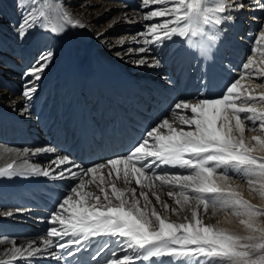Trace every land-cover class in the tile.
<instances>
[{
    "label": "snow or ice",
    "instance_id": "1",
    "mask_svg": "<svg viewBox=\"0 0 264 264\" xmlns=\"http://www.w3.org/2000/svg\"><path fill=\"white\" fill-rule=\"evenodd\" d=\"M234 5L225 6L223 0H142L139 8L142 11L150 9L143 17L144 21L159 22L145 24V32L140 34L150 37L144 41L149 47L140 46L135 52L129 48L128 53L136 57V66L158 67L159 59L154 58L150 63L147 58L152 46L160 47L165 41L179 35L189 50L203 57L220 41V27L226 20L232 19L229 13L244 7L240 0H234ZM20 7L25 11L14 24H9V29L20 40L35 29L63 37L70 28L84 27L67 11H56L54 17L53 12L45 9L40 0H31L27 5L21 3ZM259 9L264 10V0L259 3ZM262 38L264 31L259 33L257 41ZM257 47L264 48V45L254 44L253 53H256ZM258 54L264 56V52ZM54 57L55 52L45 48L25 69L22 94L26 101L30 102L38 90L39 81ZM251 64L252 57L249 56L243 64L244 72L264 78V69L251 68ZM239 84V79L229 82L215 98L198 96L195 103H175L172 107L174 114L177 110L186 112L190 109L191 112L190 117L179 116L180 127H174L168 119H164L147 130L127 155L109 159L107 164H95L86 171H75L80 166L68 155L61 156L56 148L51 146L34 150L25 148L22 152H17L22 156L29 152L33 156L42 153L53 154L55 159L48 169H32L33 174H42L53 179L67 177L75 180L81 175L95 173L110 165L109 175L113 170L117 173L122 171L126 183L135 178L137 186L144 187L142 181L147 178L149 181H159L161 186L177 188L178 193L170 191L168 196L176 197V203L179 205L188 204L190 200L203 204L205 209L209 204L213 207L219 204L224 209L243 205V211L239 214L248 217L247 220H241V223L246 226L249 235L228 234L222 229L205 225L195 210L191 212V221L169 222L154 207L148 213L150 201L147 193H140L145 201L144 207L141 208L136 189H128L127 191L132 193L129 205L125 191L117 189L114 184L110 185L111 195L119 201V205L111 206V199L101 186L104 182V177L101 176L97 187L108 203L100 204L99 196H95L96 203L86 202L91 201L94 194L78 191L83 182L77 187H72L70 192L78 199L73 203L72 197L65 195L61 201H57L55 210L50 213V220L46 221L50 224L47 229L49 239L43 240L42 248L30 245L28 257L40 255L44 251L54 259L72 257L76 255V252L72 251V245L78 250H85L89 240L108 236L115 241L117 251L111 252L107 264H138L141 260L150 261L163 256L175 258L177 262L182 260L185 264H264V226L256 224V217L264 215V209L253 208L247 202L241 201L238 196L218 185L213 179L214 175H219L224 180L231 176L247 177L250 185L259 183L264 187V158L251 155L254 148L246 147L242 138L233 136L234 130L243 133L246 122L253 128L258 124L259 129L264 131V109L257 110L253 106L254 103L264 105V93L259 96L245 94L239 90ZM27 110L26 107L25 112ZM165 128L166 134L161 131ZM252 139L264 146L261 136H254ZM121 164L122 169L118 167ZM68 165L71 167H67ZM171 170H184L189 174H170ZM13 174L26 175L27 172H16L14 163L0 167V176ZM153 195H156L154 191ZM156 199L160 202L158 196ZM163 207L166 211H176L170 209L167 203H163ZM152 218L155 219V225ZM53 247L60 250V256L51 251ZM108 247L107 243L100 247L91 257L92 261L95 262ZM14 251L24 254L21 249ZM0 264H12V261Z\"/></svg>",
    "mask_w": 264,
    "mask_h": 264
},
{
    "label": "bare ground",
    "instance_id": "2",
    "mask_svg": "<svg viewBox=\"0 0 264 264\" xmlns=\"http://www.w3.org/2000/svg\"><path fill=\"white\" fill-rule=\"evenodd\" d=\"M242 1L243 0H240V2ZM98 3H101V1L67 0L66 4L63 3L61 5L60 0H48L44 4V7L47 10H51L54 17L56 11H67L73 19L79 20L84 27L70 28L68 33L63 37L49 35L47 32H42L39 29L33 30V33L36 32L34 34L30 32L28 34H32L30 38L27 37L28 35L25 37L28 39V42L26 46L24 45L26 48L22 51L24 54L28 56V54L31 53L33 54L31 56H34L36 52L31 49L45 47L54 51L55 57L53 62L44 72L42 79L39 81L38 90L35 92L30 102L25 99L23 101L15 100L9 103L7 107L0 106V113L5 115L14 113L16 110L24 111L23 116L20 119H15L14 117V119L12 117L7 119L13 127H16V134L11 137L13 144L7 145L6 143L0 142V167H4L8 163H14L16 172H27L26 175L13 174L11 176H0V262L12 261V264H55L54 258H50L47 251H44L37 256L28 257L27 251L30 250L29 246L33 245L36 248L43 247V240L49 239L47 229L50 224L46 221L50 220V213L55 210L57 201H61L67 194L72 197L71 202L74 203L78 197L71 193L70 189L81 185V182H83V186L78 187L79 192L94 194L92 200L86 202L96 203L95 196H99V203L107 204L108 202L103 199L104 194L101 193L97 187V185L100 184L101 176L104 177V182L101 186L105 188L107 195L111 199V206L119 205V201L111 195L112 189L110 185L114 184L117 189L125 191L129 205L131 204L132 193L127 191L128 189H136V197L139 200V206L141 208L144 207L145 201L143 197L140 196V193H147L150 201L147 207L148 213H150L154 207L155 210L169 222L185 223L191 221V212L195 210L197 211L198 218L205 225H211L216 229H222L228 234L241 236H247L250 234L246 226L241 223V220L248 219V217L239 214L243 211V205L224 209L219 204L215 207H213L212 204H209L208 208L205 209L203 204H198L195 200H190L188 204L179 205L176 203V197L168 196L170 191L178 193L179 190L177 188L161 186L159 181H149L147 178H144L142 181L145 185L144 187H138L135 178H132L130 182L126 183L122 171L117 173L113 170L111 175H109V169L111 168L110 165L95 173L81 175L75 180L67 177H65V179H53L51 177H45L42 174L36 175L32 173L33 167L41 170L48 169L51 162L55 159L53 154L42 153L33 156L31 155V152H29L22 156L17 152V150H21L22 152L25 148L34 150L46 146L54 147L56 148L57 153L61 156L68 155L76 165L80 166V168L75 169L78 173L81 169L86 171L88 167H94L95 164H107V161L110 159L109 157L100 158L97 163L94 161L83 163L80 158L69 153L71 148L66 147L64 152L60 149L64 144H61V141H59L57 136H54L53 133L46 135L47 128L56 125L58 121L60 122L55 128L60 127L61 130L59 131L63 132L72 130L74 128L73 124H78L77 115L73 112V108L75 100L81 98V105L78 104L81 106V112L78 115L79 119H81L84 106L83 100L90 94L88 93V90L84 93L80 86H86L90 82V73L93 75L94 82H97L98 80L106 81L109 87L116 92H118V89L124 88L127 96L132 100L141 101L142 97L150 92H152L153 95H164L167 92L175 94L178 91L179 85L177 83L179 77L176 71L167 65V59L169 57L175 59L176 57L178 59L177 65L179 66V71L189 64L188 60L184 58L189 49L183 39L179 35H176L171 40L165 41L160 47L152 46V51L148 54L147 58L150 63L154 61V58L159 59L158 67H151L148 65L136 66L134 62L136 57L134 55H128L122 59H117L116 55L122 56L129 54V48L133 49L135 52L140 46L149 47L144 41L150 39V37L146 35L145 37L130 35V37H128L130 39L124 38L117 40L116 37V42L111 41L113 39V33L117 32L121 23L114 24L117 21H113L114 23L111 21L112 24L111 22H106L104 26L98 27L96 22L105 16H101L102 12L99 11L93 13L94 10L91 7ZM223 3L225 6L231 4L234 5V0H223ZM102 4L103 8L107 9V11L110 9L119 10V15L117 16L120 17L126 16L127 14L125 13H130V15L135 14L136 18H143L141 15H145L146 12L150 10L148 9L147 11L142 12V14L140 10L138 12L131 11L123 13V11L130 10L128 8H131L132 6L133 9L139 7L140 3L135 0H118L114 4L106 2ZM24 11L25 9L19 6L12 14L4 10V15L6 18L8 17V19L11 18L16 21ZM231 16L232 19L235 20L238 18L232 13ZM6 18H3V20L0 21V27L8 32L10 31L12 37L9 45L0 42V47L4 46L14 52L19 51L20 47L25 43V38L22 40L17 39L14 32L9 29V24L11 22H7ZM119 20L120 19H118V21ZM152 22L159 21H149V23ZM123 24H125V28L129 29L138 27L128 18ZM261 31H264V23L260 26V32ZM40 34L45 35L43 45V40H38ZM102 34L107 35V38L110 39L109 43L101 39ZM29 44L31 45L29 46ZM256 44L264 45V38L256 41ZM181 45L184 46L183 49H180ZM123 50H125L124 53L122 52ZM179 50H182L183 52L179 54ZM260 52H264V48L257 47L256 53L250 55L252 57L251 68L258 67L264 69V56L259 55L258 53ZM25 65H27V61ZM20 72L23 73L21 69ZM240 73L241 76L238 78L240 84L238 88L243 85L245 90L248 89L245 94L259 96L261 93H264V78H257L251 72L246 73L242 71ZM15 75L16 73L8 76ZM55 79L58 83L55 82ZM173 79H175L174 83L172 82ZM0 83L3 82L0 80ZM95 84L98 85V87L103 88L102 84ZM40 87H42L41 90H39ZM188 93V91H183V97H186ZM197 97V95H193L192 98L194 99H183L180 101L195 103L197 102V100H195ZM155 98H157V96H155ZM70 101L71 104H69V108H67ZM165 102L168 104V101ZM28 105L30 106L29 109ZM253 106L256 107L257 110L264 109V105H261L260 103H254ZM26 107L28 109L27 112H25ZM28 112L33 113V118L35 120L34 124L37 127L36 135L30 136L25 134L29 132L27 121L31 116L28 115L29 118H26ZM71 115L72 119L70 117ZM180 115H187L190 117V109L186 112L177 110L175 114L172 111H168L167 113H161L160 115L156 113V109H151L148 110V114L145 115V117L146 119L161 118L152 127L161 123L164 119H168L174 127H180ZM80 121L83 125H86L88 119H82ZM234 125L235 121H233V127ZM185 130L188 129L185 128ZM161 131L165 134L167 133L166 128L161 129ZM233 136L237 139L242 138L246 147L254 148L251 155L258 158H264V146L259 145L252 139L254 136H261V138L264 139V131L259 129L258 124L253 128L246 122L243 133L234 130ZM52 167H55V165H52ZM67 167H71V165H68ZM118 167L122 169L123 164L118 165ZM177 172L181 175L189 174L184 170H171L170 174H176ZM158 174L162 175L163 173ZM149 175L151 174L149 173ZM213 179L216 180L218 185L227 188L228 191L238 196L241 201L247 202V204L252 205L253 208L264 209V187L259 183L250 185L247 177L240 178L237 176H231V178L224 180L219 175H214ZM149 185H151V187ZM13 191H16L17 193L13 194ZM153 191L156 194L155 196L153 195ZM157 196L159 197L160 202L157 201ZM56 198L59 200L53 204L51 200H56ZM163 203H167L170 209H176V211H166L163 207ZM8 213H13V215H8ZM152 222L153 225H155L154 218H152ZM256 224L258 226H264V215H258L256 217ZM62 239L66 240L67 238ZM97 241H99V243H97ZM105 243H107L109 248L113 251H117L115 241L108 236L89 240L88 248H91L94 252ZM14 249H21L24 251V254L21 255L20 252H15ZM55 250V247L51 249L53 252H55ZM105 254L106 251L103 255ZM128 254L131 255V252ZM159 259H161V261H158ZM168 260V256H163L160 258H153L150 261L141 260L138 264H175V261L168 263ZM178 264H185V262L181 261Z\"/></svg>",
    "mask_w": 264,
    "mask_h": 264
},
{
    "label": "rangeland",
    "instance_id": "3",
    "mask_svg": "<svg viewBox=\"0 0 264 264\" xmlns=\"http://www.w3.org/2000/svg\"><path fill=\"white\" fill-rule=\"evenodd\" d=\"M48 0H40V3L41 4H45ZM61 1V0H60ZM101 1V3H98L96 4L95 6H92L91 8L94 10L93 13H96L97 11L99 12H102L101 13V16L102 15H105L103 18H100V20H98L96 22V24L98 25V27L100 26H104V24L107 22H116L114 24H118V23H121L120 25V28L117 30V32L113 33V39L111 41L113 42H116V39H126L128 37H130V35H135L136 37H141V36H144L145 35H140L141 33L145 32V24H148L149 21H144L143 18H136L135 14H132L130 15V13H125V12H131V11H135V12H138L140 10L141 14L142 12H145L147 11L148 9H145L144 11H142L141 9H139V7L137 9H133L132 7L131 8H128L130 10L128 11H123V13L127 14L126 16H117L119 15L118 14V11L119 10H115V9H110L109 11H107V9L103 8V4L102 3H109V4H114L116 3L118 0H99ZM136 2H139L140 4L142 3V0H135ZM121 2V1H120ZM21 3H24V4H30V0H0V21L3 20V18H6V16L4 15V10L6 12H9L10 14H12L13 12H15V10L20 6ZM66 4L67 3V0H62V4ZM101 4V5H100ZM98 5V6H97ZM96 9V10H95ZM105 9V10H104ZM106 11V12H105ZM117 16V17H116ZM141 16L144 17V15L142 14ZM116 17V18H115ZM20 18V17H19ZM127 18L132 21V23L138 27H134V28H125L126 26H124L125 24H123V22L127 21ZM7 19V22H11L14 24L15 20H12L11 18L8 19V17L6 18ZM113 19V20H111ZM118 19H120L118 21ZM18 20V19H17ZM264 20V19H263ZM262 20V21H263ZM14 21V22H13ZM261 21V22H262ZM111 22V24H112ZM264 23V22H263ZM262 24V23H261ZM263 25V24H262ZM36 30V29H35ZM95 31V30H94ZM138 31V32H137ZM137 32V33H135ZM32 34L36 33L33 31H31ZM31 34V35H32ZM31 35H28L27 37H31ZM117 35V36H115ZM119 36V37H118ZM12 37V34L11 32L5 30L4 28H1L0 27V42H4V44L6 45H9L10 44V39ZM45 37L44 34H40L38 39H42ZM110 37V36H109ZM112 37V36H111ZM117 37V38H116ZM116 38V39H115ZM101 39H103V41H106V42H110V39L107 38V35L106 34H102L101 35ZM130 39V38H128ZM28 39L25 38V43L20 47L19 49V52L22 54V55H26L24 54L22 51H24L26 48L24 47V45L26 46L27 44V41ZM44 44V43H43ZM31 44H29L30 46ZM28 46V47H29ZM45 47H40L38 49H31L32 51H35L36 53L34 54V56H31L33 54L29 53L28 56L30 58H26V60H34L35 57L38 56V52L41 51V50H44ZM125 50H123L122 52L124 53ZM8 52L12 54V57L13 59L16 60L18 66H14L13 64H8V66H6L5 64H2L0 62V67L2 68V70H0V80L3 82V83H0V106L2 107H7L9 105V103L13 102V101H17V100H24L25 97L23 96V88H24V84H25V78L23 76V73L25 71L26 68H28L29 66H26V61L24 60H20V59H17L14 57L15 55V52L13 50H9L8 48L2 46L0 47V55H7L8 56ZM128 55H131V54H125V55H116V58L119 59V58H123V57H126ZM32 63V62H31ZM17 68V69H16ZM19 68V69H18ZM20 69L23 73L20 72ZM23 69V70H22ZM16 73L15 76H8L10 74H14ZM3 74V75H2ZM12 77V78H11ZM4 81H6V84H4ZM98 86V85H97ZM12 87V88H11ZM20 87V88H19ZM2 88V89H1ZM19 88V89H18ZM4 91V92H3ZM8 91V92H7ZM10 91V92H9ZM16 92V93H14ZM8 94V96H7ZM24 111L23 110H16L14 113H10L8 114V116H11L12 118H18V114H21L23 116ZM19 115V116H21ZM13 118V119H14ZM26 118H27V115H26ZM20 119V118H19ZM26 134V133H25ZM26 136V135H25ZM77 185V184H75ZM74 186V184H73Z\"/></svg>",
    "mask_w": 264,
    "mask_h": 264
}]
</instances>
